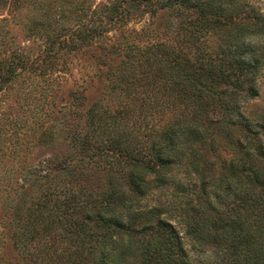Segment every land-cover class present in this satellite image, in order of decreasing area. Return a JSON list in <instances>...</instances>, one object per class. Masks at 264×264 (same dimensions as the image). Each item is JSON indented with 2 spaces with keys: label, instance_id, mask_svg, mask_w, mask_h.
<instances>
[{
  "label": "trees",
  "instance_id": "16d2710c",
  "mask_svg": "<svg viewBox=\"0 0 264 264\" xmlns=\"http://www.w3.org/2000/svg\"><path fill=\"white\" fill-rule=\"evenodd\" d=\"M29 1L41 11L32 26L49 53L98 43L115 54L106 91L120 106L112 111L98 100L81 126L70 124L73 150L46 159L64 172L43 169L38 197L12 211L8 230L18 225L11 234L31 264H264V114L244 108L264 74L259 5ZM159 9L167 11L165 36L142 26L135 34L147 42L140 43L125 24L136 11ZM126 98L137 101L135 110ZM84 164L107 169L108 191L77 199L59 187L63 174ZM155 189L162 195L144 203Z\"/></svg>",
  "mask_w": 264,
  "mask_h": 264
},
{
  "label": "rangeland",
  "instance_id": "374dc122",
  "mask_svg": "<svg viewBox=\"0 0 264 264\" xmlns=\"http://www.w3.org/2000/svg\"><path fill=\"white\" fill-rule=\"evenodd\" d=\"M253 1L264 13V0ZM40 13L29 0L0 2V74L3 78L0 82V264L32 262V254L19 249L12 237L18 225L13 223L8 230V223L13 210L38 197L43 169L47 167L51 173L64 172L52 169L46 159L67 149L73 150L70 139L75 131L68 126L72 123L81 126L83 112L98 100L108 101L113 106L112 111L120 107L119 99L110 97L106 91V63L115 65L118 60L115 54L98 43L50 54L48 42L38 37L32 26V21L38 22ZM166 13L162 9L155 13L136 11L125 26L133 31L137 40L141 39L140 43H146L147 36L135 31L139 32L143 26L151 34L165 36ZM115 33L122 38L119 32ZM17 54L23 64L17 62ZM129 102L127 109L135 110L137 101ZM244 108L248 115L264 114V74L260 78L258 97L244 102ZM134 118L124 117L129 123ZM130 167V164L124 165V176ZM79 168L71 175L63 174L59 187L76 195L77 199L108 191L107 169H97L91 164ZM119 181L121 189L127 192L125 180ZM150 193L144 203H154L156 197L162 195L158 189ZM174 223L190 254L199 260L182 226ZM55 245L65 247L62 242ZM28 250L30 253L38 251L32 249V245ZM201 264H205L204 261Z\"/></svg>",
  "mask_w": 264,
  "mask_h": 264
}]
</instances>
